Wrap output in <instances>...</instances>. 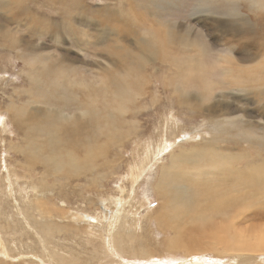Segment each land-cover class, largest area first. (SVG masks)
<instances>
[{
  "label": "rangeland",
  "instance_id": "obj_1",
  "mask_svg": "<svg viewBox=\"0 0 264 264\" xmlns=\"http://www.w3.org/2000/svg\"><path fill=\"white\" fill-rule=\"evenodd\" d=\"M164 1L0 0V264H188L191 255L197 264H264L261 250L187 254L211 238H177L174 229L194 222L180 217L192 203L207 212L195 222L220 224L208 207L222 202V227L248 206L231 234L264 241V95L223 89L219 56L234 48L244 86L264 76V4L215 0L218 13L204 14L200 0ZM168 26L189 36L167 48ZM190 70L198 75L182 80L190 92L177 93V77ZM196 80L212 95L197 97ZM123 98L128 113L106 116ZM79 100L91 119L54 126L44 116L49 107L76 112Z\"/></svg>",
  "mask_w": 264,
  "mask_h": 264
},
{
  "label": "bare ground",
  "instance_id": "obj_2",
  "mask_svg": "<svg viewBox=\"0 0 264 264\" xmlns=\"http://www.w3.org/2000/svg\"><path fill=\"white\" fill-rule=\"evenodd\" d=\"M164 1V0H163ZM159 2V1H158ZM165 2V1H164ZM214 2H215V0H200V2H199V4H198V7H197V10L196 11H201L202 13H204V14H213V13H218L216 10H217V8L214 6ZM264 4V2H262L261 0H256V1H254V3H253V5H252V7L253 8H255V7H258V6H261V5H263ZM163 9V8H162ZM195 13V12H194ZM237 13V12H236ZM229 14H233V12H230ZM229 14H226V15H229ZM193 15V14H192ZM198 15H200V14H198ZM234 16H238V14H236V15H234ZM246 27V26H245ZM172 26H168L167 27V31L166 32H164V34L162 35V36H160V37H162L163 38V44L168 48V47H171L172 46V44H175V43H177L178 42V40H179V38H180V36H182V35H185V36H189V32L187 31V32H185V33H181V32H176V30H172ZM158 35V34H157ZM159 36H156V37H159ZM159 37V38H160ZM187 38V37H186ZM155 39H157V44H160L161 42L158 40V38H155ZM185 41V40H184ZM190 41V40H189ZM154 42V41H153ZM193 43V42H192ZM154 44H155V42H154ZM196 45V44H195ZM149 46V45H148ZM153 46V45H152ZM156 47H157V45H156ZM198 47H200L201 48V44H199V45H197V48ZM155 48V47H154ZM237 48V47H236ZM150 51V50H149ZM227 51L228 52H230L231 54L230 55H227V54H220L219 56H220V59H221V61H223L222 62V64H226V71H225V82H224V84L221 86L223 89L225 88L226 90H228V91H230L231 93H234V92H238V93H243V92H245V91H248V93H251L252 94V92H256V91H260L261 93H263V94H259V96H262V95H264V83L262 84V86L261 85H259L258 83V79L260 80V81H264V76L262 77V78H260L259 77V75H257V76H255L254 77V79L251 81V82H249V86H244V84H245V81H244V79L241 77V75H242V72H239L238 71V67H237V69L235 68V65H231V63H232V61H234L235 60V58L233 57V54H234V48L233 47H228L227 48ZM147 55V54H146ZM255 55V54H254ZM153 57H155V55L153 56ZM256 58V59H255ZM253 59H255V60H253V62L254 61H256L257 60V56L255 55L254 56V58ZM147 61V60H146ZM151 62H152V60H151ZM158 64H157V67L159 68V69H161L162 67H166V66H168L167 67V71H170L172 68H171V66L169 65V63H168V61H165V60H158V62H157ZM234 63V62H233ZM203 64V63H202ZM154 68V67H153ZM203 68H205L204 66H202V69ZM155 70H156V68H155ZM189 73H190V75L191 76H178L177 77V79H176V81H180L179 82V84H181V82L182 83H184L182 80H185V79H187V78H191V77H193L192 75H195V76H198V75H196V74H193L194 73V71H192V70H190L189 71ZM259 73V72H258ZM255 74H257V73H255ZM124 77V76H123ZM155 77V76H154ZM253 77V76H252ZM125 78V77H124ZM229 78H235V82H232V81H230V79ZM175 81V82H176ZM197 81V80H196ZM70 82V81H69ZM199 83V81H197V84ZM177 85V87H176V91H177V93H180V94H186V93H188V91L190 92V90L186 87V85H185V83L183 84V86H181V85ZM77 85H78V83H77ZM174 85H176V83L174 84ZM248 85V84H247ZM126 86V85H125ZM126 88H127V86H126ZM198 89H199V91L197 92V94H196V96L197 97H202L203 98V100L205 99V97H209V96H211L212 95V93L214 92V87L213 86H208V87H206V86H201L200 84H198ZM64 90V89H63ZM71 90V89H70ZM91 90V89H90ZM167 92V91H166ZM93 93V92H92ZM123 94V93H122ZM85 95V94H84ZM190 95V94H189ZM192 95V94H191ZM107 96V95H106ZM106 96H105V98H106ZM85 97V96H84ZM89 97V96H88ZM107 98H108V96H107ZM127 98H128V95H127ZM109 99V98H108ZM187 99V98H186ZM90 100H91V98H90ZM200 100H202V99H200ZM88 101H89V99H88ZM113 101V100H112ZM111 100H110V102H112ZM121 101H122V107H121V105L118 103V107H116L117 109H115V108H113L112 110H113V112H111V113H105L106 114V116H111L112 115V113H114V110L116 111V110H118V111H121V114L123 113V115H124V113L126 112V108L123 106L124 104H125V102H127V100L125 99V98H123V99H121ZM34 102H35V100H34ZM79 102H81L80 100H79ZM117 102V101H116ZM115 102V103H116ZM82 103V102H81ZM194 103V102H193ZM196 103V102H195ZM95 104V103H94ZM103 104L104 105H109L110 103L108 102V101H106V102H104L103 101ZM102 104V105H103ZM228 104V103H227ZM77 106V105H76ZM88 107V104H85V103H82L81 104V106H80V108L77 110V111H79L80 112V114L79 115H76V113H77V111L76 112H70L69 114L67 113H65L62 109L60 110V109H58V110H52V109H56V108H52V109H50L51 107H49V108H45V112H46V115H44V116H46L48 119H50V121H51V124H53L54 126L56 125H58L59 123H61V122H63L64 121V123H76V124H78L79 122H80V115L81 116H83V117H85L87 114L85 113V112H81L80 110H83L84 109V107ZM101 106V105H100ZM117 106V105H116ZM220 107H221V105H219ZM225 106H227V105H225ZM114 107H115V104H114ZM231 107V106H230ZM102 108H104L103 106H102ZM105 108H106V106H105ZM109 108V107H108ZM214 108H216V106L215 107H213L212 109L211 108H209L208 107V109L207 110H204V112H206V111H208V113H210V115H212L213 113H212V111H215V110H213ZM43 109V108H42ZM97 109H99L96 105H92L91 107H90V110L91 111H96ZM102 110H104V109H102ZM129 111V110H128ZM131 111V110H130ZM201 111H203V110H201ZM39 112V111H38ZM45 112H44V114H45ZM41 113V112H40ZM96 113V115L94 116V120H96L97 121V123H99L100 121H102L103 119H102V116H98L97 115V112H95ZM102 113V112H101ZM126 113H128V112H126ZM125 113V114H126ZM212 113V114H211ZM215 113V112H214ZM104 113H103V115H105ZM118 114V113H117ZM117 114L115 115V113H114V115L115 116H117ZM226 114H228V115H230V113H226ZM100 115V114H99ZM120 115H118V117H119ZM43 117V116H42ZM86 117H88V116H86ZM118 117H117V119H116V122L118 123L119 121V119H118ZM121 117H122V115H121ZM121 117H120V120H121ZM124 117V116H123ZM122 117V118H123ZM133 118H135L134 116H132ZM132 117H131V119H132ZM89 119H91L90 117H88ZM110 118V117H109ZM85 119V118H84ZM42 120V119H41ZM44 120V119H43ZM92 120H93V118H92ZM128 120V119H127ZM135 120V119H134ZM215 120V119H214ZM220 120V119H219ZM219 120H215V121H219ZM45 121V120H44ZM99 121V122H98ZM108 121V120H107ZM105 122L104 120H103V123H104V128L106 129V127L110 124V121H109V124H108V122ZM128 122V121H126V118L125 119H123V121H120V122ZM233 121V120H232ZM33 122V121H32ZM135 122V121H134ZM214 122V121H213ZM226 122V121H225ZM231 122V121H230ZM40 123H41V121H40ZM43 123V122H42ZM48 123V122H47ZM94 123V122H93ZM101 123V122H100ZM222 123V122H221ZM113 124H115V123H113ZM100 125V126H99ZM97 124V126H99V127H101L102 128V123L101 124ZM117 125V124H116ZM87 126V125H86ZM91 126V125H90ZM95 126H96V123H95ZM233 126V125H232ZM242 127V126H241ZM49 128V127H48ZM78 128V127H77ZM132 128V127H131ZM137 128V127H136ZM72 129V128H71ZM86 129V128H85ZM104 129V130H105ZM108 129V128H107ZM106 129V130H107ZM126 128H124V130H125ZM129 129V128H128ZM48 130V129H47ZM79 130H82V129H79ZM98 130V129H97ZM109 131V130H108ZM111 131V130H110ZM136 131V130H135ZM48 132V131H47ZM71 132H72V130H71ZM87 132V131H86ZM55 133V132H54ZM101 133H103V130L101 129ZM217 133V132H216ZM81 134V133H80ZM84 134V133H83ZM87 134V133H86ZM122 134V133H121ZM132 134V133H131ZM65 136V135H64ZM79 136V135H78ZM118 136V135H117ZM131 136V135H130ZM51 137V136H50ZM80 137H81V135H80ZM95 137V136H94ZM111 137V136H110ZM69 138V137H68ZM79 138V137H78ZM80 139V138H79ZM92 139V138H91ZM66 140H67V138H66ZM65 140V141H66ZM82 140V139H81ZM113 140V139H112ZM64 141V142H65ZM117 141V140H116ZM63 142V143H64ZM63 143H61V144H63ZM92 143H93V141H92ZM97 143V142H96ZM66 144V143H65ZM67 144H68V142H67ZM94 144V143H93ZM97 144H99V143H97ZM44 145V144H43ZM70 145H71V143H70ZM97 149H99V148H97ZM71 151V150H70ZM76 151V150H75ZM153 151V150H152ZM151 152V151H150ZM102 154V153H101ZM150 154V153H149ZM157 157V156H156ZM70 158H72V157H70ZM137 158V157H136ZM74 161V163H75V158H72ZM70 160V159H69ZM88 160V159H87ZM214 160V159H213ZM71 161V160H70ZM72 162V163H73ZM85 162V161H84ZM54 163V162H53ZM68 163V162H67ZM198 163V162H197ZM59 164V163H58ZM61 165V164H60ZM66 165V164H65ZM69 165V164H68ZM183 165V164H182ZM262 167V166H261ZM54 168H55V166H54ZM180 168V167H179ZM181 169V168H180ZM173 172V171H172ZM264 174V173H263ZM168 175V174H167ZM181 176H182V174H181ZM244 176V174H242V177ZM248 176V175H247ZM170 177V176H169ZM175 177V176H174ZM180 177V176H179ZM178 177V178H179ZM183 177V176H182ZM241 178V177H240ZM249 178V177H248ZM174 179V178H173ZM191 180V179H190ZM171 181H172V179H171ZM171 181H170V183H171ZM248 181V180H247ZM167 182V181H166ZM190 182V181H189ZM194 183V182H193ZM200 183V182H199ZM199 183H197V184H199ZM165 184H168V183H164V185ZM201 184V183H200ZM200 184L198 185V186H200ZM196 185V183H194L193 184V186H195ZM19 186V185H18ZM17 186V187H18ZM168 186V185H167ZM170 186V185H169ZM203 186V190H204V188H207L206 187V185H202ZM201 186V187H202ZM168 188V187H167ZM196 188V187H195ZM264 188V187H263ZM6 189V188H5ZM17 189V188H16ZM15 189V190H16ZM19 189V188H18ZM208 189V188H207ZM21 190V189H20ZM47 190V189H46ZM203 190H201V191H203ZM170 191H171V189H170ZM206 191V190H205ZM9 192V191H8ZM199 192H200V190H199ZM22 193V192H21ZM20 193V194H21ZM162 194L164 193L165 194V190H164V192H161ZM167 193V192H166ZM26 195L28 194L27 192L25 193ZM218 194V193H217ZM216 194V195H217ZM25 195V196H26ZM23 196V195H22ZM25 199V198H24ZM49 198L47 197V200H48ZM50 200H51V198H50ZM221 200V199H220ZM16 201V200H15ZM219 201V200H218ZM217 201V202H218ZM50 202V201H49ZM205 202H206V199H205ZM208 202H210V200L208 201ZM185 203V202H184ZM122 204V203H121ZM208 204V203H207ZM193 205H196V203H192L191 204V207H188V209H187V213H181V215H180V217H182L181 219H185L186 220V217H188V219L191 221V219L192 220H194V224L192 223V222H187L186 221V224H187V227H182V224L183 223H185V222H183V220H182V223L180 222H178V224H177V226L176 227H174V229H178V231L177 232H179L178 233V236H177V238H184V236H186L187 234H190L191 236H190V238H196V240H198V239H202V238H211V240H209V239H204V240H208L209 242H205V243H203V244H196L195 243V246L194 247H190L191 248V250L189 251V246H188V248L186 247L185 249H186V253L187 254H195V255H197V256H199L200 255V253L201 254H205V252L207 251V250H211L212 252H214V253H217V254H219V255H223L224 253H226L225 255H230L231 257L232 256H234V257H236V259H239L240 257H245V256H242V255H246V254H251V252L249 251V250H251L252 251V249L254 250V251H258L259 252V250H261V251H264V241H262V239H261V237L259 236V234L258 235H256L255 236V238H254V240H251L250 239V236H246V235H237V236H233L232 234H231V226H233V222H234V220H238V219H242L243 218V213H242V208L243 209H248L249 207L248 206H243V207H241V209L240 210H237V209H235V211H233L234 212V214H235V216H233V217H231L230 219H231V221H233V222H229L231 225H229V227H222L221 225L222 224H225L226 223V221H228V220H226L225 219V212H227V211H225V210H221V208L224 206V205H222V202L218 205V204H216V203H213V202H210V205H209V207H208V212L209 211H211V212H220L221 213V216L220 217H218L220 220H221V222H220V224H215L213 221H212V219H208L207 217H204V221L203 222H200L199 220H201V219H199L200 217L199 216H201L202 217V215L201 214H206L205 212H202V211H200V210H205V207H202V205L203 204H201L200 206H196V207H194ZM123 206V205H122ZM202 207V208H201ZM183 208V207H182ZM182 208H180V209H182ZM184 210H186V209H184ZM229 210V209H228ZM225 211V212H224ZM168 212V211H167ZM191 212H194L195 214L194 215H191ZM224 212V213H223ZM104 213V212H103ZM107 213V212H106ZM129 213V212H128ZM224 214V216H223V214ZM253 213H256V216H253V219H257L258 218V212L257 211H255V212H253ZM105 214V213H104ZM121 214V213H120ZM173 214V213H172ZM175 214H177V213H175ZM213 214H215V213H213ZM127 216V215H126ZM175 216H178V215H175ZM216 216H217V214H216ZM26 216H24V218H25ZM199 217V218H198ZM136 218V217H135ZM178 218H179V216H178ZM199 219L198 221L199 222H195V220L196 219ZM203 218V217H202ZM83 219H85L84 221H86L87 222V220H92V221H95V222H93V223H91V222H88V223H90V225H93V227H95V223H96V220L94 219V218H89V217H87V216H85ZM175 219V218H174ZM26 220V219H25ZM100 220H101V218H100ZM15 221V220H14ZM128 222H129V220H127ZM132 221V220H131ZM169 221V220H168ZM175 221H177V219L175 220ZM202 221V220H201ZM13 222V221H12ZM165 222L166 223H168L166 220H165ZM14 223V222H13ZM127 223V222H126ZM191 224H193V225H190ZM62 225V224H61ZM126 225V224H125ZM171 225V224H170ZM170 225H168V226H170ZM172 225H173V223H172ZM172 225H171V227H172ZM175 225V224H174ZM63 227V226H62ZM77 227H80V226H77ZM92 226H88L87 225V229L89 230L88 232H87V234H90L93 238L95 237V238H97V237H99V235H100V233L99 232H97V231H94V228H93ZM182 227V228H181ZM1 228V227H0ZM56 229V228H55ZM57 229H58V227H57ZM98 229H99V227H98ZM120 229V228H119ZM166 229V228H165ZM124 230V229H123ZM127 230V229H126ZM213 230H215L216 232H212ZM90 231H94V232H90ZM165 231V230H164ZM167 231H169V230H167ZM183 231H187L186 233H182ZM207 231V232H206ZM126 232V231H125ZM170 232V231H169ZM203 232H206L209 236H205L204 234H203ZM7 233V232H6ZM121 233V232H120ZM119 233V234H120ZM1 234H2V232H1ZM58 234H60V233H58ZM85 234V233H84ZM86 234V235H87ZM118 234V235H119ZM128 234V233H127ZM4 234H2V236H1V238L2 237H4L3 236ZM102 235V238H103V235L104 234H101ZM131 236V235H130ZM240 236V237H239ZM202 237V238H201ZM253 237H254V235H253ZM264 237V236H263ZM88 238V237H87ZM124 238V237H123ZM126 238H128L127 236H126ZM241 238V239H240ZM244 238V239H243ZM251 238H252V236H251ZM257 238V239H256ZM130 241H132V240H130ZM253 241H255V242H253ZM176 242V241H175ZM171 243V242H170ZM193 242H191V244H192ZM116 245V244H115ZM173 245V244H172ZM201 245V249H199V246ZM7 246V245H6ZM112 246V245H111ZM170 247V246H169ZM179 248H180V246H179ZM258 249V250H257ZM114 251V250H113ZM116 252V251H115ZM156 253V252H155ZM183 253H185V252H183ZM182 253V254H183ZM8 254H9V251H8ZM185 255V254H184ZM9 256V255H8ZM192 257H194L193 255H191ZM247 256H249V255H247ZM259 256V255H258ZM190 257V256H189ZM187 257L189 260H191V261H189V263L188 264H197L198 262H197V260L195 259V258H192V257ZM260 257V256H259ZM58 258H59V256H58ZM57 258H55V260H56ZM115 259V258H114ZM208 259V258H207ZM63 260H64V258H63ZM73 260V259H72ZM232 260H233V258H232ZM57 261V260H56ZM162 261V260H161ZM54 262V261H53ZM52 262V263H53ZM71 262V261H70ZM76 262L78 263V264H80L79 263V260H76ZM73 263V262H72Z\"/></svg>",
  "mask_w": 264,
  "mask_h": 264
}]
</instances>
